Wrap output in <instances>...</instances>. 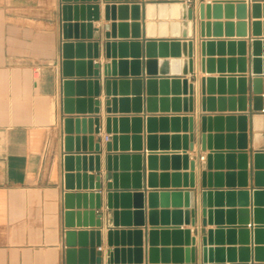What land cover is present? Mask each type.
<instances>
[{
    "label": "crops",
    "instance_id": "obj_1",
    "mask_svg": "<svg viewBox=\"0 0 264 264\" xmlns=\"http://www.w3.org/2000/svg\"><path fill=\"white\" fill-rule=\"evenodd\" d=\"M60 1L61 0H0V264H65V234L67 232L96 231L94 226H84V213H95V218L101 212L106 211L107 192L105 191V174H106V156L107 155H140L143 160L140 163L142 179L140 181L141 189L135 190L134 180L132 178L133 167L129 162V190L131 193H139L142 196V211L144 216L142 227L130 229L118 228L119 231H140L141 241V264H152L149 260L150 249L158 251V263L154 264H187L186 258L190 256L186 249L194 248V260L192 264L203 263V249L211 248L213 250H223V254L219 256V263H216V255H213V263L207 264H264V197L262 203L255 205L252 200V192L260 188L264 191V159L262 162V171H257L255 166L254 154L257 152L264 153V127L257 129L255 127V119L262 118L264 120V111H253V99L261 100V107L264 108V0H122V1H106L95 0L90 4L97 7V18L91 21L93 34L97 38L90 40L91 43H97L98 58L88 55L85 61H91V72H98V76H89L86 73L85 81L88 83L97 82V94L95 87L91 86V96L86 89L85 97H78L76 94L73 100L84 98L86 101L92 100V114L88 113V103L85 115H72L73 118H86L99 121L98 135H82L93 136L94 146L98 145L101 151L100 168L101 183L100 192V212L90 208L88 201L86 209L83 205L80 208L73 207L67 209L65 207V194H96L98 190L83 189L79 190L76 186L73 190L65 189L63 158L65 152L63 150V142L65 134L63 132L62 117L68 118L61 112V63L62 53L61 47L63 38L61 36L60 23ZM120 4H137L140 6L139 21H133V14L128 10L127 17H119L115 11V16L107 20L105 14L106 6H115L118 8ZM182 4L187 6L185 13L181 8L177 11H171L172 6L181 7ZM213 7L215 4L221 5L219 18H215L213 10H210L209 18L206 16L201 21L199 16V6ZM258 4L260 6L257 15H254L252 6ZM232 7L231 10L225 11V6ZM239 5H245V18H242L243 10H238ZM166 8L165 11L162 9ZM192 11V19H188L187 12ZM218 16V15H217ZM209 24V36H201V23ZM74 23V22H72ZM82 24L81 20L77 22ZM84 24H87L85 18ZM139 23L141 26L138 30L140 38H135L137 30L132 28V24ZM127 26L126 31L120 35L118 25ZM245 24V28L243 25ZM253 24H259V32L253 31ZM115 25L114 33L111 28L106 31V26ZM213 25H220L214 30ZM229 25V26H227ZM110 38L106 37V34ZM114 34V35H113ZM121 36V37H120ZM88 41V40H87ZM260 42L259 53L255 57L253 53L254 42ZM89 42V41H88ZM144 42H180L192 43V57H188V47L181 46L178 51L179 57H173L171 50L167 49V54L161 57L159 50H156L154 58H147L144 52ZM204 42H210L214 45L213 51L206 52L202 57L201 45ZM125 43L127 45L126 55H120L116 48L115 58L107 59L106 44ZM139 43V58L133 55L131 45ZM223 43V51H218L216 44ZM233 44V47L228 46ZM222 50V49H221ZM176 55V54H175ZM213 60V71L208 73L202 70V59ZM261 60L260 75L253 74L252 60ZM154 61L155 76H149L146 72L145 62ZM179 62L176 66L172 62ZM188 60H192V72L189 71ZM243 60V62H240ZM112 61L127 63V80L134 78L143 79L142 98L143 108L140 114H133V87L129 84L127 95H122L119 87L116 89L115 95L108 97L105 91V83L107 80H120L118 77L105 76V66L111 64ZM134 61L141 62L140 76H132L131 63ZM160 61L167 62L166 68H160ZM218 61H223L220 68ZM232 61L231 63H229ZM183 62L187 63L185 66ZM98 69H94V67ZM186 70V75H184ZM88 71V70H87ZM164 75H160V73ZM118 74V68H116ZM179 75H176L178 74ZM36 74L38 77L36 78ZM155 78H167V80L179 79L188 80L187 90L192 96L184 95L183 85L172 86L168 84L167 88L161 89L157 83L155 86V94L152 98H156V108L154 113H149L146 109L145 99L149 98L145 80ZM213 79L212 94L202 93V80ZM222 79L223 84H218V80ZM242 79L244 82L239 83ZM259 79L261 81L257 94L254 91L253 81ZM229 81H233L229 84ZM126 94V93H123ZM192 97V111L188 110V98ZM115 98L129 100V113L120 114L119 110L116 114L108 113L106 102ZM186 98L184 104L183 100ZM213 99V111L203 110L202 99ZM218 99H223V107H219ZM161 100H167V104L162 105ZM179 100V102H172ZM229 100H234L232 103ZM96 104V106H95ZM185 107L187 111H185ZM95 110H97L95 112ZM245 110V111H243ZM247 117V148L241 149L243 143L239 140V130L241 128L238 117ZM141 118V132L138 135L142 138V150L139 152L132 151L131 142H129V150L127 152H107L104 137L112 138L105 132L107 118ZM155 118V129L149 131L146 124L147 118ZM205 117L211 120V129H207L205 135L211 136V150L201 149L202 123L201 119ZM234 117L233 127H228L226 119ZM192 118V131L189 129V122L185 124L183 119ZM222 119L221 129L215 128L214 120ZM177 119L178 122L172 121ZM160 120H166V124L162 125ZM88 127V126H87ZM76 136V135H74ZM119 136V135H118ZM124 136L131 138L133 135L132 127L129 125V131ZM190 136H192L193 150H190ZM215 136L222 137V144L215 147ZM227 136H233V145H228ZM155 137L156 146L154 148L147 147L146 138ZM177 137L178 143L174 145L172 138ZM188 148L184 149V140ZM160 138H167L165 145L161 144ZM111 141V139H110ZM218 148V149H217ZM152 149V150H149ZM214 152L222 156V163L216 166L212 162L211 169L203 171L201 164L206 162L209 154ZM227 154L234 157L233 163L228 164ZM239 154H245V163L247 168L242 170ZM187 156L189 162L195 161L194 171L190 168L186 169L180 160L179 167H173L171 157ZM91 156V155H87ZM96 156V155H93ZM148 156H156V167L151 168L147 160ZM167 157L166 165H162L161 158ZM204 157L201 162L200 158ZM154 169V170H152ZM80 173L83 168L80 167ZM205 172L211 175V188L204 189L202 187V174ZM246 174L245 178H240V174ZM255 173L263 175L261 182L262 187H257L254 177ZM70 174H77L74 170ZM85 174L97 177L95 171H90L87 166ZM155 174L157 176V187L149 188L148 176ZM193 175V187L189 186L190 175ZM215 174H221L222 187H215ZM233 175L230 180L226 175ZM179 175L180 187L173 188L172 176ZM162 176L167 179L162 180ZM164 182V183H162ZM246 182L245 187H240ZM186 183V184H185ZM89 185V182H88ZM222 192L223 196L216 201L213 197L211 205L206 208L202 206L203 192ZM185 192L192 193L193 208H185V198H181V205L175 203L173 205L171 198L168 199L167 207H162L160 197L157 198V207L150 209L148 195L151 193H172ZM227 192H234L233 198H227ZM249 192L250 198L239 196V194ZM189 202V199H188ZM92 204L94 206L95 199ZM134 202L131 200L130 212H135ZM180 206V207H179ZM157 213L156 226H151L149 221V212ZM186 210L193 211L194 216H189L194 225H185ZM250 211L249 214H241V212ZM258 210L262 212V219L255 220L252 211ZM75 213V223L78 221L81 226L75 225L73 228L65 226L66 212ZM181 212V221H174L172 212ZM203 211L206 212L205 219H208V212L211 211L212 223L205 227L202 226ZM161 212L168 213V220L162 221ZM214 212H221L222 218L215 219ZM227 212H233V216H227ZM246 220L247 223H246ZM108 218L104 215L102 219V227L99 229L101 241V263L109 264L107 256L110 250L107 246V234L111 227L107 224ZM131 224H134V216H131ZM179 224V225H178ZM154 228V229H153ZM157 232L156 246L151 247L149 233L151 230ZM258 229L262 232L261 240L253 237V230ZM174 230H189V246L186 245L185 235L180 238L173 237ZM222 230L220 240L213 238L212 245L207 241V233L209 231ZM234 230L233 236H228L227 231ZM250 231L245 235H240L239 231ZM162 233H166L162 236ZM124 243V247L119 245V249L134 248V241L131 240ZM262 250V259H255L253 250ZM98 250V249H96ZM162 250H168V255L163 259ZM173 250L181 251V253H173ZM241 250H248L247 253ZM231 251V252H228ZM132 260L134 254H131ZM164 260V261H163ZM244 260H248L247 262ZM128 264V263H127ZM134 264V263H132ZM191 264V263H190Z\"/></svg>",
    "mask_w": 264,
    "mask_h": 264
},
{
    "label": "water",
    "instance_id": "obj_2",
    "mask_svg": "<svg viewBox=\"0 0 264 264\" xmlns=\"http://www.w3.org/2000/svg\"><path fill=\"white\" fill-rule=\"evenodd\" d=\"M109 1V0H106ZM115 1V0H111ZM122 1V0H118ZM127 1V0H125ZM132 1H138V0H132ZM172 1H178V0H172ZM186 1V0H183ZM91 2H95V0H61L60 1V8H59V14H60V23H61V36L63 38V44L61 47V53H62V63H61V73L63 76L62 83H61V95H62V101H61V112L65 115H70V117L65 118L62 117V125H63V132L66 135L63 142V150L65 152V156L63 158V170L65 172L64 174V182H65V189L66 190H73L76 186V189L79 190L82 186V188L85 190L89 186L90 189H96L98 192L96 194H65V207L67 209H73L74 205L77 208H80L81 205L84 206L86 209L88 201L90 202V208L96 209V211L100 212L101 209V203H100V190L102 188L101 183V168H100V148L98 145L94 146V137L93 136H79V133L81 132L82 135H86L88 133L89 135H98L100 126L98 120H93L91 118H73L72 115L75 113L77 115H85L87 107L86 104L88 103V113L92 114L93 110L92 107V100L86 101L84 98L73 100L74 95L76 94L78 97H85L86 89L88 87V93L89 96H91V86L93 85L95 87V94H97V82L91 83L89 81L86 83L85 77L86 73H88L89 76H98V72H91V61H85V56L88 55V58L91 57L98 58V44L97 43H91L90 40L93 38H97L96 34H93V27L91 25V21L93 19L97 18V7L94 6V4H90ZM118 8H115V6H106L105 8V14L106 19L108 20L111 16H115V11L118 12V16L123 18L127 17L128 10H131L133 14V21H139L140 15L139 10L140 6L137 4H120L117 6ZM213 10V14L215 18H219L220 11H221V5L215 4L213 7H205L202 4L199 6V16L201 21H203L206 16L209 18L210 16V10ZM260 6L258 4H254L252 6V10L254 15H257L259 12ZM264 8V5H263ZM187 9V6L185 4L181 5L182 13H185ZM232 7H229L228 5L225 6V11L231 10ZM238 10H243V16L241 19L245 18V5H239L237 7ZM188 19H192V11L188 10L187 12ZM218 15V16H217ZM85 18H87V24H84ZM82 24H78L77 22L80 21ZM74 22V23H72ZM139 23L132 24V28L137 30L135 38H140L139 36ZM214 30L218 28L220 25H213ZM229 26V25H227ZM243 26L245 28V24L238 25ZM209 24L201 23V36L204 37L209 36ZM111 28L112 32L114 33V30L116 28L115 25L112 26H106V31H109ZM120 35H122L126 29L127 26L124 24L118 25ZM253 31L255 33L259 32V24H253ZM114 35V34H113ZM107 38H110V35L106 34ZM121 37V36H120ZM89 42H88V41ZM186 43H183L181 45L180 42H144V52L147 58L151 59L155 57L156 50H159L161 57H166L163 55L167 54V49L169 48L171 50V53L173 54V57H179L178 51L181 46L185 48L188 47V57L191 59L192 57V43L189 42L187 45ZM264 45V41H263ZM218 51H223V43H217L216 44ZM229 48L233 47V44H228ZM253 46V53H255V57H257V53H259V46L260 42L256 41L252 44ZM214 45L210 42H204L201 45V51H202V57L205 56L206 52L210 53L213 51ZM116 48L119 50L120 55H126L127 53V45L125 43H118L116 44H106V57L107 59H114ZM132 53L133 55H136V59L139 58V43H133L131 45ZM222 49V50H221ZM176 54V55H175ZM230 61L229 63H231ZM240 62H243L241 60ZM264 63V61H263ZM174 65H178L179 62L176 60V62H172ZM185 62H183V65L185 66ZM213 60H206L202 59L201 66L203 71H207L208 73H211L213 71ZM219 67L221 68L223 65V61H218ZM260 64L261 60L254 59L252 60V69L253 74L260 75ZM155 65L156 63L154 61H146L145 62V68L146 72L149 76H155ZM160 68H166L167 62L160 61L159 63ZM189 65V71L192 72V60H188ZM132 66V76L133 77H139L141 74V62L134 61L131 63ZM116 68H118V74L116 73ZM94 69H98L96 66ZM88 70V71H87ZM186 70H184V75H186ZM120 77V80H107L105 83V91L106 95L109 97L112 93V95H115L117 87H119V91L122 95H127V89L129 84L133 87V114H140L142 112L143 108V98L142 96V86H143V79L134 78L133 80H127L124 77L127 76V63L126 62H118L112 61L111 64H108L105 66V76L107 77ZM160 75H164L162 72ZM176 75H179L176 74ZM215 80L213 79H205L202 80V93L203 95L207 91L209 94H212L211 91H213V84ZM239 83H243L244 81L240 79L238 81ZM159 84L161 89L167 88L168 84H171L172 86H179V84L183 85V91L184 95H187L189 92V95L192 96L191 87L190 91L187 90V84L188 80H179V79H173V80H167V78H161L160 80H156L155 78H149L145 80V86L147 88L149 98L145 99L146 109L149 113L155 112V106H156V98H152L155 94V86L156 84ZM233 81H229V84H232ZM218 84L222 85L223 80H218ZM261 81L259 79H255L253 81V87L254 91L257 94V91H259ZM126 93V94H123ZM186 98H184L183 102L185 104ZM231 103L234 100H229ZM162 105L167 104V100H161L160 101ZM172 102H179V100H173ZM189 102V108L188 110L192 111V97L188 98ZM219 107H223L224 100L218 99ZM261 100L259 98L253 99V111L254 112H262L264 111V108L261 107ZM129 100L128 99H119L116 100L115 98L108 100L106 102L107 112L116 114L119 110L120 114H128V106ZM213 105L214 100L213 99H202V107L203 110L213 111ZM96 106V104H95ZM185 111H187V108L185 107ZM97 110H95L96 112ZM245 111V110H243ZM238 122L241 126L239 132V140L241 141L242 146L241 149L245 150L247 148V117L240 116L238 117ZM222 119L216 118L214 120L215 122V128L221 129L222 125ZM235 118L234 117H228L226 119V122L228 124V127H233ZM162 125L166 124V120H160ZM173 123L178 122L177 119H174L172 121ZM184 124L186 122H189L190 126V132L192 131V123L193 119H183L182 121ZM141 123L142 119L133 117V118H107L106 120V128L105 132L107 135H112L111 141L107 143L106 150L107 152H127L129 150V142H131L132 145V151L133 152H139L142 150V138L140 136H135L140 134L141 132ZM202 123V138H201V149L202 151H205L206 148L211 150V136H206L205 133L207 129L210 131L211 129V120L207 119L205 117H202L201 119ZM147 128L149 131L155 129L156 120L155 118H147L146 119ZM129 125L132 127V133L134 136L129 138L128 136H124L129 131ZM88 126V127H87ZM76 135V136H74ZM119 135V136H118ZM228 145H233V136H227ZM174 145L178 143V138L174 137L172 138ZM184 149H187V138L184 137ZM161 144L165 145L167 142V138H160ZM215 147H219L222 144V137L221 136H215ZM147 147L154 148L156 146V138L155 137H147L146 138ZM190 150H193V143H192V136H190ZM218 149V148H217ZM152 150V149H149ZM91 155V156H87ZM96 155V156H93ZM239 160L241 162V166H243L242 170L245 171L247 168V165L245 163L246 156L245 154H239ZM226 159L228 161V164L233 163L234 157L230 154H227ZM264 159V153L263 152H257L254 154V160H255V166L257 171H262V162ZM143 160V156L140 155H127V154H120V155H107L106 156V174H105V191L107 192V205H106V211L101 212L97 215V219L93 220L95 218V213L92 212L90 214V219L87 221V217H89V214L84 213V220L83 224L84 226H94L97 228L96 231H81V232H67L65 234V264H100L101 263V257L102 252L98 251L96 249L101 247V241H100V232L99 229L102 227V219L105 215L108 218L107 224L109 225L110 230L107 234V246L110 249L108 251V258H109V264H141V241L140 231H127V230H121L119 231L118 228L121 227L122 229H130V227H142L144 225V221L142 220V217L144 216V212L142 211V196L139 193H131L129 188V162H132V178L134 180V188L135 190L141 189L140 181L142 179L141 167L140 163ZM149 165L151 168L156 167V156H148L147 158ZM173 167H179L180 160L183 162V166L186 169L190 168L191 171H194L195 169V161L189 162L187 156H177L174 155L171 157ZM168 161L167 157H162L161 162L162 165H166ZM214 161L216 166H220L222 163V156L218 154H214L212 152L209 154L206 158V162L202 163V169L205 171L206 169H211L212 162ZM89 167L90 171H95L96 174H98L97 177L88 176L85 174V170ZM80 167L83 168V173L79 174ZM74 170L77 171V174H70V172H73ZM154 170V169H152ZM222 176L221 174H215V187H222ZM240 178H245L246 174L241 173ZM227 179L230 180L233 178V175L227 174ZM256 185L257 187H262L263 184L259 182V180L262 179L263 175L261 173H255L254 174ZM162 180L167 179L166 177L162 176ZM173 178V188L180 187L179 182V175L172 176ZM211 175H207L205 172L202 174V187L204 189L211 188ZM89 182V185H88ZM164 183V182H162ZM193 175H190L189 180V186L193 187ZM242 186L245 187L246 182H243ZM186 184V183H185ZM148 185L149 188L155 189L157 187V176L155 174H150L148 176ZM234 192H227L226 196L227 198H233ZM184 196L185 198V208H193L192 203V193L185 192L184 194L182 192H172V193H151L148 195L149 198V206L150 209H155L157 206V198L160 197L162 207H167L168 205V199L171 198L173 205L175 203H179L181 205L180 201L181 198ZM223 194L222 192H203L202 193V206L203 208H206L207 205H211V200L214 197L216 201L220 200L222 198ZM239 196H245L250 198L249 192H244L239 194ZM264 197V191L257 189L256 191L252 192V200L255 203V205H259L262 203ZM95 199V204L93 206L92 201ZM189 199V202H188ZM131 200L134 202V209L135 212L131 214L130 212V206H131ZM177 201V202H176ZM180 207V206H179ZM203 217L202 220V226L205 227L207 223H212V215L213 213L211 211L208 212V219H205L206 212L203 211ZM250 211L241 212V214H249ZM185 215V225H190L191 223L194 225V221L190 220L189 216H194V212H189L186 210L184 213ZM233 212H227V216H233ZM134 216V224H131V216ZM215 219L219 220L222 218L221 212H214ZM252 215L255 220H261L262 219V212L258 210H253ZM173 220L179 221V224L182 223L181 221V212H172ZM161 218L162 221L168 220V213L167 212H161ZM75 213L73 212H66L65 214V226L67 228H73L75 225L81 226L78 221L75 223ZM149 221L150 225L156 226L157 221V213L155 211L149 212ZM248 220H246L247 223ZM178 224V225H179ZM154 229V228H153ZM151 230L149 233V240L151 247L156 246L157 243V232L154 230ZM222 230H216V231H209L207 233V241L209 245H212L213 238L215 237L216 240H220L222 237ZM250 234V231L247 230H240V235H247ZM166 233H162V236H165ZM184 234L186 238V245L189 246V235L190 231L185 230H174L172 232L173 237L180 238L181 235ZM228 236H233L235 234L234 230L227 231ZM253 237L257 239L258 241L261 240L262 232H259L258 229L253 230L252 232ZM131 240L134 241V248L132 249H125L121 248L119 249V245L121 243V246L124 247V243L128 242L129 246L131 245ZM131 247V246H130ZM242 252L247 253L248 250H241ZM168 250H162V256L164 257L168 255ZM175 253H181V251L173 250ZM190 252V256H187L186 263L192 264L195 262L194 260V248L186 249V253L188 254ZM231 252V251H228ZM134 254V259L132 260L131 254ZM216 255V263H219V256L223 254V250H213L211 248H204L203 249V263H213V255ZM253 256L255 259H262V250H253ZM158 257V251L155 249H150L149 251V260L150 263H158L157 260ZM164 261V260H163ZM248 261V260H244Z\"/></svg>",
    "mask_w": 264,
    "mask_h": 264
},
{
    "label": "bare ground",
    "instance_id": "obj_3",
    "mask_svg": "<svg viewBox=\"0 0 264 264\" xmlns=\"http://www.w3.org/2000/svg\"><path fill=\"white\" fill-rule=\"evenodd\" d=\"M180 8L181 7H179V6H172V8L170 10L173 12V11H177V9H180ZM162 10L165 11L166 8H163ZM255 127L257 129L263 128L264 127V120L262 118H260V117L256 118L255 119Z\"/></svg>",
    "mask_w": 264,
    "mask_h": 264
},
{
    "label": "built area",
    "instance_id": "obj_4",
    "mask_svg": "<svg viewBox=\"0 0 264 264\" xmlns=\"http://www.w3.org/2000/svg\"><path fill=\"white\" fill-rule=\"evenodd\" d=\"M110 139H111L110 137L105 136V137H104V142L108 143V142H110ZM204 159H205L204 157H201V158H200V161L203 162ZM98 251H101V248H98Z\"/></svg>",
    "mask_w": 264,
    "mask_h": 264
},
{
    "label": "rangeland",
    "instance_id": "obj_5",
    "mask_svg": "<svg viewBox=\"0 0 264 264\" xmlns=\"http://www.w3.org/2000/svg\"><path fill=\"white\" fill-rule=\"evenodd\" d=\"M38 77V75L36 74V78Z\"/></svg>",
    "mask_w": 264,
    "mask_h": 264
}]
</instances>
